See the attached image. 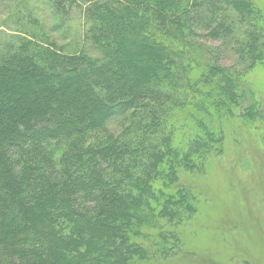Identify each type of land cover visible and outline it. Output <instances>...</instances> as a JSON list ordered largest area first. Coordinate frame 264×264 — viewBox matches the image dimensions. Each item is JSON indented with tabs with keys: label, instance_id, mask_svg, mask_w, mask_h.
Here are the masks:
<instances>
[{
	"label": "trees",
	"instance_id": "obj_1",
	"mask_svg": "<svg viewBox=\"0 0 264 264\" xmlns=\"http://www.w3.org/2000/svg\"><path fill=\"white\" fill-rule=\"evenodd\" d=\"M48 3L61 19L83 8L97 56L65 52L35 20L0 52V264H158L199 210L187 174L223 150V129L191 112L210 117V103L264 136L246 78L264 64V0ZM203 33L243 69L219 64ZM183 117L197 127L179 139Z\"/></svg>",
	"mask_w": 264,
	"mask_h": 264
},
{
	"label": "rangeland",
	"instance_id": "obj_2",
	"mask_svg": "<svg viewBox=\"0 0 264 264\" xmlns=\"http://www.w3.org/2000/svg\"><path fill=\"white\" fill-rule=\"evenodd\" d=\"M60 19L54 16L48 0H0V52H6V45L19 38H28L30 31L35 30V20L45 34L40 37L47 36L65 52L85 50L97 56L85 40L90 25L83 8H73ZM223 22L226 24L224 19ZM200 38L215 49L219 64L243 69L231 52L232 44L228 42L226 48V41H212L206 33ZM246 78L260 96L258 99H264V64L247 71ZM200 86L198 83V90ZM206 109L211 110L210 117L191 113L204 123L223 129V150L210 157L204 173L190 176L184 172L200 195L199 210L176 230L175 241L180 239L175 247L177 255L158 264H264V136L262 131H244L238 125L220 121L210 103ZM181 121L179 139L193 133L189 123H196L187 117ZM108 128L114 134L124 129L118 121Z\"/></svg>",
	"mask_w": 264,
	"mask_h": 264
}]
</instances>
